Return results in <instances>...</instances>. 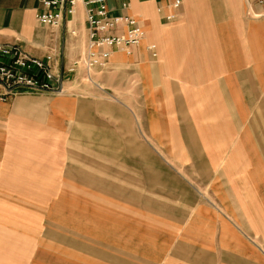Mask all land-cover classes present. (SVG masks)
Masks as SVG:
<instances>
[{
	"label": "crops",
	"instance_id": "obj_1",
	"mask_svg": "<svg viewBox=\"0 0 264 264\" xmlns=\"http://www.w3.org/2000/svg\"><path fill=\"white\" fill-rule=\"evenodd\" d=\"M123 1L130 2L128 10L121 9ZM235 1L223 2L234 5ZM107 2L112 14L128 13L146 23V27L145 15L149 8L156 9L162 21L170 11L169 8L158 11L160 2L157 0H107ZM40 7L39 0H0V42L19 43L36 57L52 54L54 69L62 71L73 63L79 53L70 31L86 30L84 9L78 4L76 14L68 24L46 27L36 20ZM182 10L183 6L179 14ZM196 14L202 15L200 12ZM259 17L261 15L255 13L253 26L247 29L235 25V21H222L220 25L214 27L202 24L197 29L192 28V31L196 29L201 34L196 38L198 43L194 44L195 46L185 43L173 45L174 33L162 31V34L166 35L167 46H171L168 57L175 59V64L168 67L167 72L173 75L176 71L181 82L153 77L148 85L153 87L160 84L164 89L149 93L148 99L152 102V107L137 111L129 108L126 111L118 106L105 104H86V107L79 109L74 104L57 103L56 107L70 112L73 121L76 122V126L66 136L62 146L63 153L60 152L58 155L62 157L59 162L55 160V155L49 157L53 154L52 150L48 151L37 145L40 139L39 132L35 131V135L29 133L28 130H32L33 124L38 128L33 122L35 114L22 113L27 119L20 121L19 127L26 131L19 138L10 137L5 146L4 176L0 174V211L10 216L9 213L14 208L7 209L5 204L28 205L27 199L16 200L15 195L20 192L29 195L32 193L30 189L35 185L38 187V195H69L67 202L60 200L54 202L51 207L57 211H68L71 221L73 217L80 219L75 229L81 228L74 231L75 233L82 236L90 233L93 237H100L98 240L94 239L96 241H107L102 233L91 228V226L95 228L97 223L107 227L109 223L105 215L106 202L97 194L142 193L139 190H126L131 187L140 188L142 183L144 184L140 178L132 182L138 169L130 163L139 166L144 162L145 171H152V183H158V178H164V181L158 184L190 187V181H185L170 171L167 159L163 155L166 154L167 157L181 162V166L208 184L205 195L214 206L211 209V218L204 219V225L212 246L230 248L244 264H264V256L257 244L264 248V72L259 85L252 83L257 69L262 66V59L257 58V52L262 54L261 51L264 50V19L257 20ZM212 18L220 19L216 15ZM196 20L197 17H193V21ZM140 44L131 48L130 53H127V50L114 51L108 63L132 57V53ZM150 44L156 45L157 57L158 46L154 42H149L145 46L149 56L156 59L157 57L154 58L148 49ZM226 50L229 54L227 65L220 63V52L225 54ZM238 50L248 57V62L240 66H237L236 59L230 57L233 54L235 58ZM216 54H219L218 58ZM239 77L247 81L246 83H252L254 89L257 88L258 103L244 116H241L240 111L243 107L234 98L235 91L226 90L224 85L237 81ZM20 94L27 93L20 92L9 97ZM157 101L163 103L153 105ZM54 108L45 109L46 113L52 112ZM86 112L91 115L85 116ZM98 112H102L103 117H95V113ZM146 113L167 116L162 124L168 131L166 141L161 139L162 132H159L160 135L152 134L151 130L161 124L152 122L146 117ZM225 114L227 125L224 124ZM230 115L232 117L228 118ZM134 122L141 127L140 133L133 125ZM146 124L149 125V129L143 127ZM45 126L49 131L57 128L53 119L48 117ZM174 141L183 145L181 147L183 155L177 154L178 146ZM142 151L145 153L144 158L141 157ZM34 158L38 160H32ZM31 170L40 173L41 183L32 181V177H29ZM63 170H68L67 176H62ZM53 177L54 182L46 181L47 178ZM77 196L79 199L84 197L86 201L77 200ZM34 208L38 209L37 206ZM97 208H102L103 212L95 216L93 213ZM169 209V206H164L152 198V225L156 227L152 229V236L166 239L168 242L166 252L173 247L171 254L176 255L180 252L184 258L201 260L204 256L202 252L195 244L189 243L192 229L187 226L186 220L170 217L171 221L166 222L170 214ZM159 217L165 219L160 220ZM70 220L68 222L72 225ZM52 222L61 223V220L54 217ZM11 227L10 219L2 216L0 256L11 260L14 257L28 256L27 247L14 248ZM187 253L191 254L186 256ZM171 254L168 256L171 257ZM41 256L45 260L42 253Z\"/></svg>",
	"mask_w": 264,
	"mask_h": 264
},
{
	"label": "rangeland",
	"instance_id": "obj_2",
	"mask_svg": "<svg viewBox=\"0 0 264 264\" xmlns=\"http://www.w3.org/2000/svg\"><path fill=\"white\" fill-rule=\"evenodd\" d=\"M223 1L183 0L181 14L176 20L171 22L160 20L156 9L152 10L149 8L145 15L147 16V19L145 18L147 27L146 23L144 24L141 21L145 29V38L135 52L132 53V57L116 61L112 60L102 69L91 70L90 75L85 72L75 74L74 81L65 92L37 93L21 90L20 92L27 94L12 96L5 102H0L1 176H4L6 142L10 137L16 136L19 138L26 131L19 127L20 121L27 119L22 113L32 112L35 114L33 122L36 123L39 129L33 124L34 126H31L32 130L28 131L34 135L36 134L35 131L39 132L40 139L39 143L36 144L43 146L45 150H52L53 154H50L49 157L55 155V160L59 162L62 157L60 158L58 155L62 152L66 136L76 126V122L73 121V115L70 112L56 107L57 103L74 104L79 109L86 107V104H105L118 106L126 111L129 108L137 111L152 107V102L148 99L149 93L164 89L160 84L153 87L148 85L153 77L161 80L167 78L169 81L176 83L181 82L180 76L176 71L173 72V75L167 72V68L175 64V59L168 57L171 46H167L166 35H163L162 31L174 33L173 45L185 43L195 46L194 44L198 43L196 38L201 35L196 29L202 24L203 26L214 27L220 25L222 21H235V25L247 29L253 26L252 22L255 20L253 15L255 13L261 15L257 20L264 19V9L260 7L250 6L243 0H236L234 5ZM196 12H200L202 15L198 16ZM214 15L220 17V19L212 18ZM193 17H197L195 22ZM192 28L196 29L192 31ZM76 32L74 44L78 46L79 53L76 55L78 58L85 50L87 34L84 29ZM149 42H154L158 46L159 53L156 59H152L145 49L146 44ZM261 52L263 53L257 52L256 55L257 58L262 59V66L257 69L256 77L254 76L255 80L252 82L256 85L261 83V75L264 72V50ZM220 53L222 61L220 63L227 65L229 62L228 51L225 54L223 52ZM236 54L235 58L232 56L233 54L230 57L231 59L232 57L236 59L237 66L248 62L247 54H244L241 50H238ZM218 57L219 54H216V58ZM237 79V81L228 82L224 85L226 90L235 91L234 98L243 107L240 111L242 113L241 116H244L248 110H252L258 103L257 88L254 89L252 83H246L247 81H243L241 77ZM162 103L157 101L153 105L158 106ZM51 107L55 108L47 114L45 109ZM88 113L86 112L85 116L91 115ZM103 115L102 112L95 113V117L101 118ZM145 115L152 122L161 124L156 126L151 132L156 135H160L159 132H162L161 139L166 141L168 139L166 136L168 131L166 130L167 127H162V124L167 116L162 114L149 115L148 113ZM47 117L53 119L57 124L56 129L49 131L46 128ZM230 117L232 115L228 116V118ZM224 120V124H226L228 122L226 114ZM133 125L137 127V132L140 133L141 127L138 126V123L134 122ZM143 127L149 129L148 124ZM174 144L178 146L176 148L177 154L183 155L181 148L183 145L178 141H174ZM163 155L167 159L166 163L170 166V171L185 181H190V187L178 184H169L168 186L158 184L164 181V178H158V183H152V171H145L144 162H141L139 166L136 163H130L131 166H135L138 169L132 182H136V179L140 178L144 184L142 183L140 188L131 187L129 189L126 188V190H139L142 193H125L123 195L97 194L98 197L106 202L104 208L109 223L107 227L97 223L99 225L96 224L95 228L92 226L91 228L99 231L98 233H102L104 235L103 238L108 239L107 241H96L100 237H93L90 233H87L86 236L75 233L74 231L81 228L75 229L76 223L80 222V219L73 217L71 221L68 211L52 209L51 206L54 202H59L60 200L67 202L69 195H38V187L35 185L33 189H30L32 193H29V195H26L25 192L17 193L15 195L16 200L27 199L29 204H14V206H11L7 203L5 204L6 208H14V210L9 213L10 216L0 211V218L3 216V218L11 221L14 248L24 249V247H27L29 255L19 258L14 257L12 260L0 256V264H244L236 253H232L230 248L212 246L209 233L205 230L204 225V219L211 218V209L214 206L209 197L205 195L208 184L202 182V180L200 181L195 176L196 174L181 166V162L169 156L168 158L166 154ZM141 157H145L143 151L141 152ZM32 160L38 159L34 158ZM186 166H188L187 163ZM13 167L15 168L14 164ZM156 169H158V165H156ZM14 170L20 171L21 169ZM67 174L68 170L62 171V176H67ZM39 175V172L31 170L29 177H32L33 182L41 183L39 182ZM46 181L54 182V177L47 178ZM152 198L164 206H169L170 214L166 219L167 223L171 221L170 217L175 219L184 218L186 220L187 226L192 229L189 243L195 244L202 252L204 256L201 257V260L184 258L180 252L176 255L175 253L171 254L173 247L166 252L168 248L166 239L152 236V229L156 228L154 224L152 225ZM77 200L86 201L84 197L79 199L78 196ZM35 206L38 209L34 208ZM24 207L27 208L24 209ZM102 212V208H97L93 214L97 216L102 214ZM54 217H58L61 223L54 224L52 222ZM158 219L164 220L165 218L159 217ZM63 220L64 222H62ZM69 220L73 223L72 225L68 222ZM257 244L264 256V248L259 243ZM176 245L173 244V246ZM41 253L45 256V260L42 259V256L40 257ZM169 254H171V257L168 256ZM190 254L187 253L186 256Z\"/></svg>",
	"mask_w": 264,
	"mask_h": 264
},
{
	"label": "built area",
	"instance_id": "obj_3",
	"mask_svg": "<svg viewBox=\"0 0 264 264\" xmlns=\"http://www.w3.org/2000/svg\"><path fill=\"white\" fill-rule=\"evenodd\" d=\"M158 11L169 8L163 17L166 22L178 18L183 0H157ZM250 6L264 9V0H245ZM37 22L46 27L66 25L76 14L81 4L85 13L87 34L84 52L62 71L54 69L52 54L45 57L31 55L19 43L0 42V102L21 90L37 93H62L68 90L75 74L104 68L112 53L138 46L145 38V29L140 20L128 13L112 14L107 0H39ZM122 10L130 8L129 1L121 3ZM71 34H77L72 29ZM152 56L157 57L156 45L148 46Z\"/></svg>",
	"mask_w": 264,
	"mask_h": 264
}]
</instances>
